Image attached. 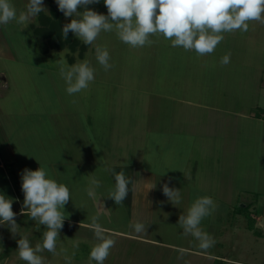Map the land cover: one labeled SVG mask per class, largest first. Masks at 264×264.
<instances>
[{
	"label": "rangeland",
	"instance_id": "obj_1",
	"mask_svg": "<svg viewBox=\"0 0 264 264\" xmlns=\"http://www.w3.org/2000/svg\"><path fill=\"white\" fill-rule=\"evenodd\" d=\"M11 2L19 14L28 0ZM43 3L47 11L41 13L49 14L48 0ZM88 8L107 15L103 0ZM39 16L27 24L13 20L0 27V165L5 169L11 164L16 178L6 168L10 186L0 177V194L13 199L12 210L23 204V170L42 166L70 189L66 217L90 222L99 214L100 223L136 235L130 224L148 225L140 235L156 243L117 241L118 256L113 260L118 264H132L130 257L136 255L140 264H205L198 241L177 225L198 196H210L218 205L201 223L216 240L209 252L224 253L233 239L239 245L246 241L258 245L250 241L254 233L249 230L259 229L256 212L244 203L264 200V24L252 22L247 32L225 33L215 51L205 56L174 48L162 35L151 37V45L132 48L115 32H102L80 57V47L42 53V39L33 30L40 25ZM96 45L110 53L113 67L107 72L95 59ZM227 53L230 63L221 65ZM84 59L96 69L95 80L88 89L68 95L58 62L71 65ZM78 126L85 134L94 133L95 140L83 145L96 157L93 162L79 163L83 146L73 138L81 132ZM112 127L117 130L119 160L103 162L110 159L109 147L115 144L107 139ZM109 169L128 177L138 169L135 178L146 171L149 189L142 198L146 209L130 216L135 221H128L126 200L118 206L107 197L115 184ZM94 179L101 182L99 188ZM165 183L180 189L179 205L163 194ZM89 188L94 190L91 197ZM34 222L26 215L16 218V234L0 225V247L9 252L27 231L35 239L33 247L42 243L46 229ZM68 240L57 249L65 246L66 253L74 252L70 247L76 245L65 243ZM78 246L76 252L87 253L86 245ZM181 249L183 259H177ZM45 254L49 252L41 253Z\"/></svg>",
	"mask_w": 264,
	"mask_h": 264
},
{
	"label": "clouds",
	"instance_id": "obj_2",
	"mask_svg": "<svg viewBox=\"0 0 264 264\" xmlns=\"http://www.w3.org/2000/svg\"><path fill=\"white\" fill-rule=\"evenodd\" d=\"M55 2L58 10L66 18H71L70 22L62 27V38L67 40L71 32L85 46L93 45L102 32H115L122 43L132 48L151 45L154 42L151 37L162 35L174 48L180 47L185 51H195L198 56H205L215 51L223 41L225 33L247 32L252 22L264 24V0H103L107 15L88 8L100 0ZM45 11L47 9L43 0H28L25 10L19 14L11 0H0V26H6L13 20L27 24ZM230 57L231 53L225 54L221 58V65L229 64ZM95 59L105 72L113 67L110 53L105 46H95ZM58 63L59 75L65 82L68 95L88 89L95 80L96 69L87 59L71 65L66 60ZM109 171L113 173L115 184L108 191L107 197L119 206L127 199L129 185L133 184L134 180L126 176L124 171ZM21 181L24 194L21 215H27L29 219L43 225L46 230L42 234V243L34 247L27 237H21L17 241L18 257L26 264H45L41 253L46 250L53 255L57 254V240L66 219L64 209L71 199L70 189L51 178L42 166L36 170L24 169ZM93 184L96 188L101 186L98 179H94ZM162 191L173 205L181 203L180 189L169 187L168 183H165ZM87 193L91 197L94 190L89 188ZM12 205L13 199L0 194V225L9 226L11 232L16 234L17 213L12 210ZM217 207L212 197L198 196L186 213H182L178 219L177 225L183 230V234L191 235L198 241L199 249L205 254L215 246L216 240L201 228V223L212 215ZM90 220L88 227L94 232L97 242L90 250L89 264L93 261L95 264H104L116 241L108 234L109 230L99 222V214L91 216ZM147 226L140 221L129 225L137 234L146 233ZM179 252L177 259H183L184 250ZM64 259L65 264H71V257L66 255Z\"/></svg>",
	"mask_w": 264,
	"mask_h": 264
},
{
	"label": "crops",
	"instance_id": "obj_3",
	"mask_svg": "<svg viewBox=\"0 0 264 264\" xmlns=\"http://www.w3.org/2000/svg\"><path fill=\"white\" fill-rule=\"evenodd\" d=\"M1 27V26H0ZM3 42L1 43L0 41V47H2ZM242 116H245L244 114ZM80 128H82V126H78V130H80ZM81 132L78 134H75V136L73 135L74 139H78V144L80 146L83 145H87L89 144V142L95 140L94 137V133L93 135H88V130H87V134L83 133L84 129L80 130ZM90 132V131H89ZM108 135H110L107 139L112 140L115 144L111 145L113 147H109V155H110V159L109 160H103V162H117L119 159L117 158L119 156L118 150H115L118 148V143L117 142V138H116V128L114 129L112 127V130H108ZM92 134V133H91ZM128 137V135L126 136ZM128 138H126L127 140ZM82 147V157H80V161L79 163H89V162H93V158L94 155L88 151V150H84V147ZM111 148H114L113 150H111ZM85 151V152H84ZM88 153L90 156H88L87 158V154ZM118 153V154H117ZM127 154V153H125ZM122 157V156H121ZM101 158V157H100ZM68 159V158H67ZM96 160V159H95ZM72 163H74L73 160H71ZM82 166V165H81ZM135 171H139L138 169H134L133 173ZM143 173L142 175L139 173V175L141 177L139 178H135L136 175H134L132 173L131 178L134 180L133 184L129 185L130 188V192L129 195L126 199V203H127V207H125L127 209V211L129 212V219L128 221L132 222L135 221L133 220V218H130V216L134 217L135 212H140L141 210L144 212L146 209V204L145 201L142 199L144 197V192L148 191L149 189V184L147 183V177H146V171L143 169L141 170ZM135 176V177H134ZM90 185V184H89ZM200 187H203L202 185ZM201 190L203 188H200ZM230 194V193H229ZM206 195V194H204ZM222 195V194H221ZM223 198V196H222ZM229 200V199H228ZM124 202V203H125ZM125 203V204H126ZM142 203V204H141ZM18 208L14 210V212L17 213V216L15 217L18 218L20 216H24L21 215V210H22V203H18ZM250 210H253V212H256V214L254 216H256V220L255 222L257 223V225L259 226V229L255 230L254 229H249L251 231H253V235L250 237V241L251 242H256L258 243V245L254 246L253 243H249L246 241V243L244 245H239L237 243V241H235V239L230 240V246L228 245L225 249V252L222 254H217L214 252H207V254H205L204 252H201V254L203 255L202 259L203 262H205V264H264V200L263 201H251L248 203H244ZM258 205V206H257ZM126 206V205H125ZM98 213H101L102 209L101 206H99L97 208ZM27 216V215H26ZM36 223V222H34ZM91 223L85 220H80V219H74V218H69L66 217L65 221H64V226L63 228L60 230V237L57 240V244H59L60 242H64V239L67 238L69 239L68 242H65L67 244L70 243V245H76L74 247H70V250H74V252L72 253H66L65 246L63 248L60 249H56L57 254L53 255L52 253L49 254H45L44 259L45 264H65V259L64 257L67 255L69 257H71V264H89V254H90V250L92 248V245H94L97 241L94 238V232L88 227V225ZM38 224V222H37ZM34 225V224H33ZM101 225L109 230V235L112 236L113 239H115L116 244L115 246L111 249L110 255L109 257L104 261V264H118L117 260H113L115 259L118 255L117 251H118V247L116 246L118 244V242H123V241H127V240H136V241H140L143 243H156L155 241H153L152 239H150L149 237H146L144 235H136L133 234V231H130L129 229H118L113 227L109 222H105V223H101ZM240 232V230H238ZM250 231V232H251ZM31 232V230H30ZM1 235V233H0ZM29 236V237H27ZM22 237H27L28 240L30 241L31 245L34 243L35 239L33 238V234H29V231H27V235H23ZM36 238V236H35ZM37 240H39L37 238ZM118 241V242H117ZM223 243V242H222ZM5 244H10V242H6ZM158 244L164 245L165 243H161L159 242ZM87 246L88 247V251L87 253L84 252L83 254L76 252V249L79 248V246ZM85 246V247H86ZM5 247V246H4ZM18 244L16 242L15 247L9 248L7 251L9 252H5L1 247H0V264H17V262H19V257H18V253L17 248ZM225 247V246H224ZM16 248V249H15ZM229 251V252H228ZM113 256V257H112ZM138 256V255H136ZM136 256L130 257L132 264H140L138 262L135 261ZM92 264H95V261L92 262ZM143 264V263H141Z\"/></svg>",
	"mask_w": 264,
	"mask_h": 264
},
{
	"label": "trees",
	"instance_id": "obj_4",
	"mask_svg": "<svg viewBox=\"0 0 264 264\" xmlns=\"http://www.w3.org/2000/svg\"><path fill=\"white\" fill-rule=\"evenodd\" d=\"M50 5V13L44 14L40 13V25L34 27V34L40 37V50L42 53L46 54L51 49H64L66 46L70 48L71 51H76L80 47V57L84 56V52L87 50L88 46H85L81 43L80 40L76 39L75 36L69 32L68 39L64 40L62 38V27L64 24L69 23L71 18H66L62 12L58 10V6L55 0H48ZM82 9H80L81 11ZM70 61H74V58L71 57ZM6 168L9 169L11 176L14 180L15 174L11 170V164H7ZM4 169L0 165V177L4 179L5 183L10 186V181L8 179L7 169ZM16 185L19 187L17 181Z\"/></svg>",
	"mask_w": 264,
	"mask_h": 264
}]
</instances>
